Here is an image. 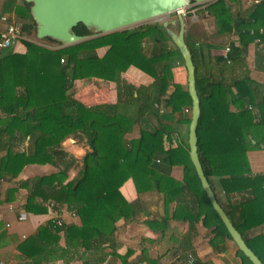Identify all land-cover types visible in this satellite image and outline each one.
Returning a JSON list of instances; mask_svg holds the SVG:
<instances>
[{
  "label": "trees",
  "instance_id": "obj_1",
  "mask_svg": "<svg viewBox=\"0 0 264 264\" xmlns=\"http://www.w3.org/2000/svg\"><path fill=\"white\" fill-rule=\"evenodd\" d=\"M236 3L240 0L206 3L205 10L214 16L218 33H234L239 39V44L232 43L228 59L223 55L215 59L217 74L200 72L196 51L186 39L201 99L198 150L205 173L211 185L217 177L227 195L249 194L233 211L226 212L264 262V234L245 236L246 231L264 223V175L253 174L248 158V151L264 147V83L248 72L233 75L229 81L223 74L240 62L246 66L243 55L258 39L263 53L256 59V67L264 71V0H256L246 13H236ZM17 15L23 35L36 38L31 4L24 0ZM74 30L90 37L58 49L24 39L26 53L10 52L0 58V109L5 114L0 121L6 124L0 127V178H15L29 164H54L56 172L23 182L29 190L26 209L44 212L45 203L58 210L68 205L80 219V223L42 225L21 245L22 251L26 253L34 244L45 256L63 248L59 245L62 234L67 250L79 246L98 250L112 244L119 220L130 221L136 216L135 203L120 190L130 178L139 194L155 192L163 201L166 215L147 220L148 225L165 230L170 220L188 223L184 240L188 248L196 223L204 217V225L210 229L209 243L216 252L226 250L232 237L202 187L189 144L165 147L164 136L179 133L182 123L189 124L192 110L187 82L175 79L176 68L185 67L184 60L165 28L155 21L106 34H95L83 23ZM38 39L57 43L51 38ZM105 46L109 48L101 57L96 50ZM29 54L38 57L32 91L27 79ZM131 67L152 77L153 82L140 86L126 83L122 74ZM92 77L116 82L118 101L87 106L77 99L75 80ZM88 83L80 82L79 91ZM72 137L89 147L81 165L63 145ZM26 139L28 144L20 148ZM174 166L182 167V179L171 174ZM73 169L77 171L70 178ZM237 254L243 264H253L242 251ZM36 255L29 254L35 261ZM126 259L125 264H132ZM142 261L140 257L137 263ZM191 264L210 263L194 260Z\"/></svg>",
  "mask_w": 264,
  "mask_h": 264
},
{
  "label": "crops",
  "instance_id": "obj_2",
  "mask_svg": "<svg viewBox=\"0 0 264 264\" xmlns=\"http://www.w3.org/2000/svg\"><path fill=\"white\" fill-rule=\"evenodd\" d=\"M24 0H0V32L6 27V22L2 20V16L8 17V20H19L17 9L22 5ZM256 0H240L239 4H234L233 10L236 13H246L251 5ZM243 8L241 4H243ZM206 3L191 7L190 12L194 11V23L196 19H202L201 28L197 29V37L192 31V26L187 21L186 37L191 36L192 46L196 51V61L199 70L202 74L215 72V59L220 55L224 58L226 48H231L232 43L239 44L238 36L234 33L224 34L227 36L225 45L218 49L220 37L218 33L216 20L214 16L209 15L205 10ZM197 13L200 15L198 16ZM21 22V21H20ZM209 33L216 34L210 37ZM28 39L38 45L49 49H58L62 46L59 43H47L39 40L37 37L28 38L23 35V39L18 43L13 44L10 48L0 51L1 56L10 52L26 53L27 48L23 40ZM262 44L259 39L251 42L243 55L247 60L249 67V75L261 83L264 80V71L256 67V59L262 58ZM108 46L98 48L96 52L99 56H104L108 50ZM230 52V51H229ZM229 54V53H228ZM38 57L29 54L27 79L32 91L34 72L37 69ZM253 63V66L252 65ZM259 74L254 76V72ZM186 67L180 65L176 68L175 79L180 82H187ZM260 77V78H259ZM122 78L128 82L136 83L137 86L142 84L149 85L153 82V78L135 67L129 68L122 74ZM83 81H88L87 91L94 95L91 99L81 97L78 84ZM74 95L87 106L116 103L118 101V85L114 81L105 80L102 78L92 77L78 79L74 82ZM31 107V106H30ZM232 109H235L232 107ZM190 119L192 110L189 113ZM5 116L3 110L0 109V117ZM191 122V121H190ZM5 121H0V127H4ZM190 123H182L179 126V133L166 134L164 143L167 149H172L178 146L181 142L188 143ZM137 135V134H135ZM3 137L2 139H4ZM1 139V140H2ZM20 148L28 144V139L22 140ZM69 141L72 142L68 143ZM21 142V141H20ZM189 144V143H188ZM65 149L78 159L80 165L83 156L86 154L89 147L86 143H78V138H68L63 143ZM264 149V147L262 148ZM3 152H0L2 155ZM253 174L264 175V150L248 151ZM58 168L51 163L46 164H29L24 167L21 173L15 178H0V261L9 264H125L126 261L132 264H138L137 261L141 257L143 259L139 264H191L194 260L208 262L210 264H243L242 259L238 256V247L233 239L227 241V248L222 252H216L209 243L210 229L204 225V220L201 218L196 223V233L191 242V247L185 248V234L189 230L188 223L184 221L170 220L165 230H157L147 224V220H160L166 215L163 201L155 192H147L139 194L136 190L133 180L128 179L120 188L122 194L129 202L135 203L136 216L134 220L126 221L119 220L117 223L118 229L114 236L112 244L106 243L98 250H87L82 246L65 248V236L61 235L59 245L63 248L50 250L43 256L38 252L36 245L27 247V252H23L21 245L30 237L38 233L42 225H47L49 222H54L55 219L61 218L63 223H80L77 215L72 214V210L68 205L61 207L59 210L54 209L49 204L45 203L47 210L44 212L27 211L26 203L29 190L23 182L30 178H35L42 175H48L56 172ZM76 169L70 171V178L76 174ZM171 174L177 179H182L183 169L180 166H174ZM213 189L225 210L233 211L236 206L248 193H234L227 195L221 186L217 177L212 181ZM39 201H42L41 198ZM175 204L171 205V209ZM25 213L26 217L21 219V215ZM237 214V212H234ZM260 234H264V223L253 227L246 231L247 238H254ZM57 246V245H55ZM29 254L37 257V260L30 258ZM41 254V255H40ZM126 262V263H127Z\"/></svg>",
  "mask_w": 264,
  "mask_h": 264
},
{
  "label": "water",
  "instance_id": "obj_3",
  "mask_svg": "<svg viewBox=\"0 0 264 264\" xmlns=\"http://www.w3.org/2000/svg\"><path fill=\"white\" fill-rule=\"evenodd\" d=\"M31 4V15L40 39L51 38L66 46L88 39L79 35L75 27L83 23L95 34H106L133 28L151 20H159L172 42L180 50L187 70L188 91L192 98V115L189 127V153L208 199L227 227L238 250L253 264H264L247 244L242 233L230 218L205 173L198 150V125L202 113L197 88L196 65L186 39L187 18L185 8L214 0H25Z\"/></svg>",
  "mask_w": 264,
  "mask_h": 264
},
{
  "label": "rangeland",
  "instance_id": "obj_4",
  "mask_svg": "<svg viewBox=\"0 0 264 264\" xmlns=\"http://www.w3.org/2000/svg\"><path fill=\"white\" fill-rule=\"evenodd\" d=\"M243 5H244V3L241 4L242 8H243ZM195 15H196V14H194V12H191V13H189V14L186 16L189 25L192 26V27H191V28H192V31L195 32V34L192 35V38H193V37H197V32H196V30L199 29V28H201V24H202V19H200V18H199V20L196 19V22H197V23H194V20H195V19H194L193 17H195ZM197 15L199 16L200 14L197 13ZM155 21H159V20H151L150 22H155ZM147 23H148V22H147ZM215 35H216V34L209 33V36H210L211 38L214 37ZM217 36L220 37V41H219L220 44H218V46H217L218 49H220V48H222V47L225 45V41H226L227 36H225L224 34H222V35H217ZM192 38H191V36H190V37L187 36V39H188V41L190 42V44H192V40H191ZM251 66L254 67V66H253V63H252ZM214 67L216 68V65H214ZM247 67H248V64H247V60H246V66H245L242 62H240V64L234 66V68H232V67L228 68V67H227V68L225 69V71H224L223 74H224V76H225V77L228 79V81H229V80H231L230 78H232L233 75H243V74H246L247 72L249 73V67H248V68H247ZM214 70H216V69H214ZM254 73H255L254 76L258 74L257 71L254 72ZM258 75H259V74H258ZM259 78H260V77H259ZM261 81L264 82L263 79H262ZM125 82H126V83H129V84H131V85L137 86L135 82L132 83V82H128L127 80H125ZM86 88H88V87H86ZM86 88H85V89H81V90L79 91L81 97H94V95H93L92 93H90V91H87ZM68 143H71V144H72L71 141H69ZM78 143L83 144V143H85V141L78 139ZM256 150H264V149H256Z\"/></svg>",
  "mask_w": 264,
  "mask_h": 264
},
{
  "label": "built area",
  "instance_id": "obj_5",
  "mask_svg": "<svg viewBox=\"0 0 264 264\" xmlns=\"http://www.w3.org/2000/svg\"><path fill=\"white\" fill-rule=\"evenodd\" d=\"M191 8V7H190ZM190 8H185L181 10V13H183L185 16H187L190 12ZM194 12V11H192ZM2 20L6 22V27L0 32V51L10 48L13 44L18 43L23 39V25L20 21L17 20H8V17L3 15ZM231 50V48L228 46L226 48V54L225 57L228 59V53ZM1 58V53H0ZM73 215H76L75 212L72 211ZM26 217V214L23 213L21 215V219H24ZM55 223L58 225H62L63 221L61 218L55 219ZM0 264H9L4 261H0Z\"/></svg>",
  "mask_w": 264,
  "mask_h": 264
}]
</instances>
